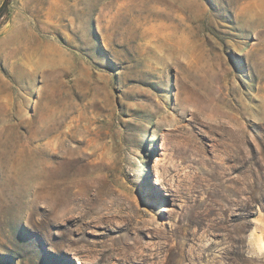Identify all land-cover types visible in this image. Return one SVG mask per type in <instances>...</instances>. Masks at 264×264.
<instances>
[{"label": "rangeland", "instance_id": "obj_1", "mask_svg": "<svg viewBox=\"0 0 264 264\" xmlns=\"http://www.w3.org/2000/svg\"><path fill=\"white\" fill-rule=\"evenodd\" d=\"M168 1L10 0L0 264H264V0Z\"/></svg>", "mask_w": 264, "mask_h": 264}, {"label": "bare ground", "instance_id": "obj_2", "mask_svg": "<svg viewBox=\"0 0 264 264\" xmlns=\"http://www.w3.org/2000/svg\"><path fill=\"white\" fill-rule=\"evenodd\" d=\"M168 1V0H167ZM172 1V0H171ZM168 2H170V1H168ZM174 3H175V1H174ZM171 6H173V2H170L169 3ZM183 7V6H182ZM183 9H185L184 7H183ZM172 35V34H171ZM171 35L170 34H168V35H165V37H164V39H163V41H165L166 40V38L168 37L169 39L168 40H166L167 42L165 43V47H163L162 49H166V50H171V49H174L181 57L183 56H188V53H189V51H188V43H187V40L184 38H181V40L179 39L177 42H180V44H179V46H176V42H174V44H172V43H170L169 41L171 40ZM161 47V46H160ZM177 48H182V49H177ZM155 52V51H154ZM170 53V52H169ZM171 54V53H170ZM43 55H45V52H43ZM11 174H12V172H11ZM40 177V175L39 176H35L34 177V179H33V177L32 176H27V177H22V180H25L26 182L29 180V181H34V180H36L37 178H39ZM13 178V177H12ZM15 178V177H14ZM17 178V177H16ZM20 177H18V179H19ZM24 181V182H25Z\"/></svg>", "mask_w": 264, "mask_h": 264}, {"label": "trees", "instance_id": "obj_3", "mask_svg": "<svg viewBox=\"0 0 264 264\" xmlns=\"http://www.w3.org/2000/svg\"><path fill=\"white\" fill-rule=\"evenodd\" d=\"M10 0H4L3 3L0 6V19L5 17L8 13V6H9Z\"/></svg>", "mask_w": 264, "mask_h": 264}]
</instances>
